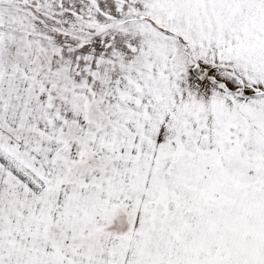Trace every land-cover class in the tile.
Here are the masks:
<instances>
[{"label": "snow or ice", "instance_id": "snow-or-ice-1", "mask_svg": "<svg viewBox=\"0 0 264 264\" xmlns=\"http://www.w3.org/2000/svg\"><path fill=\"white\" fill-rule=\"evenodd\" d=\"M0 264H264V0H0Z\"/></svg>", "mask_w": 264, "mask_h": 264}]
</instances>
